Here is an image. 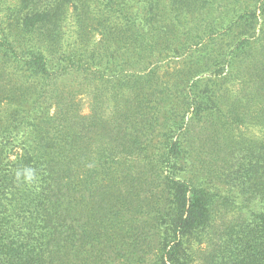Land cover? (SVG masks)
Wrapping results in <instances>:
<instances>
[{"label": "trees", "instance_id": "obj_1", "mask_svg": "<svg viewBox=\"0 0 264 264\" xmlns=\"http://www.w3.org/2000/svg\"><path fill=\"white\" fill-rule=\"evenodd\" d=\"M143 1L0 0V264H264V0Z\"/></svg>", "mask_w": 264, "mask_h": 264}, {"label": "rangeland", "instance_id": "obj_2", "mask_svg": "<svg viewBox=\"0 0 264 264\" xmlns=\"http://www.w3.org/2000/svg\"><path fill=\"white\" fill-rule=\"evenodd\" d=\"M138 3L144 4V1L127 0L126 4L123 5L121 4V2L115 0H113V2H111L110 0H90V2L87 3V11H85V13H82L81 11L77 12V10L82 7L81 3H76L77 8L72 5L69 6L63 31L65 33L66 45L71 44L70 50H72L71 47H73L75 44L76 46H78L77 44L80 42L83 43L84 40V42L88 43L89 50L92 52H98L103 48V46L109 45L111 43L116 44V49H118V47L121 46V44H119L117 41L118 38H120L119 36H117L119 33L115 31L104 32V30H100V28L98 27L99 20L96 16L99 15V17H101L102 15L106 19H112L114 16H116L114 20L118 21H120V19H122L123 17H126L127 20H124L123 18V20L120 21L126 22L130 18V15L128 16V14L131 11L133 13L142 14L144 6H141ZM158 65L159 66L152 62L150 66L151 69H157V71L161 73L162 76L168 74L169 70H172V67L175 68L173 60H171L169 57L163 59L162 62H160ZM86 92H88L87 89H80L81 94H78L76 96V100L78 101V103H80L81 111L84 114L89 113V107L91 105L92 97L84 95Z\"/></svg>", "mask_w": 264, "mask_h": 264}]
</instances>
